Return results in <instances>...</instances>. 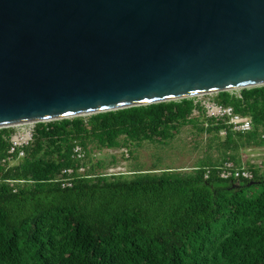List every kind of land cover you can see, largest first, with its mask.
Returning a JSON list of instances; mask_svg holds the SVG:
<instances>
[{
	"label": "trees",
	"instance_id": "obj_1",
	"mask_svg": "<svg viewBox=\"0 0 264 264\" xmlns=\"http://www.w3.org/2000/svg\"><path fill=\"white\" fill-rule=\"evenodd\" d=\"M213 101L250 118L252 130L207 118L194 98L38 123L24 157L0 163V264H264V171L239 158L242 149L264 147V86ZM188 125L210 135L207 148L218 154L189 173L107 176L99 171L116 159L92 157L165 143ZM11 132L0 129V161ZM75 146L84 160L74 158ZM225 162L253 177L220 178ZM81 167L88 169L80 174ZM65 169L72 186L62 188Z\"/></svg>",
	"mask_w": 264,
	"mask_h": 264
},
{
	"label": "water",
	"instance_id": "obj_2",
	"mask_svg": "<svg viewBox=\"0 0 264 264\" xmlns=\"http://www.w3.org/2000/svg\"><path fill=\"white\" fill-rule=\"evenodd\" d=\"M260 86L264 0H0V129Z\"/></svg>",
	"mask_w": 264,
	"mask_h": 264
},
{
	"label": "rangeland",
	"instance_id": "obj_3",
	"mask_svg": "<svg viewBox=\"0 0 264 264\" xmlns=\"http://www.w3.org/2000/svg\"><path fill=\"white\" fill-rule=\"evenodd\" d=\"M238 91L240 90L237 89L230 92L237 93ZM214 95L205 94L196 96L194 99L195 102H200V105H202L209 100H213ZM89 116L91 115L82 117L87 118ZM192 117L198 118L199 115L195 112ZM210 138H212L210 135L199 134L193 127L188 125L180 128L178 134L165 143L144 141L138 147L129 143L128 148L125 149L94 150L92 153L99 156L100 160L105 161H110L114 157L117 164L107 168L116 169L119 167L122 173L127 176L133 174L134 170L155 174L166 170L189 173L195 168L197 163L205 160L208 156L212 158L218 157L214 149L209 151L207 148ZM129 151L132 154H129ZM239 158L243 166L253 164L260 172L264 171V147L242 149L239 151Z\"/></svg>",
	"mask_w": 264,
	"mask_h": 264
},
{
	"label": "built area",
	"instance_id": "obj_4",
	"mask_svg": "<svg viewBox=\"0 0 264 264\" xmlns=\"http://www.w3.org/2000/svg\"><path fill=\"white\" fill-rule=\"evenodd\" d=\"M201 104V103H200ZM205 111V115L207 118L214 119L216 121L225 122L232 131L246 133L252 130V122L248 117H243L234 113L231 107H224L216 104L213 100H209L201 105ZM195 113V112H194ZM38 123H48V122H37L26 125L13 126L7 129L12 130L10 135L8 136V144L9 148L7 151V157L0 161L1 164L7 165L8 167H12L15 163L24 157V148L27 147L33 140V134L35 130V126ZM220 135L224 136L225 131H220ZM264 137V136H262ZM107 150V149H106ZM74 158L78 160L85 159V153L79 146H75L73 149ZM94 159H99L100 157L92 154ZM111 168V167H110ZM107 168L103 172H99L105 174L107 176L111 175H119L122 173L119 167L115 168ZM88 167H81L78 172L83 174ZM72 174L71 169L62 170V172L57 176V181L61 183L62 188L71 187L72 186V178L70 177ZM220 178L224 180L228 179H237L239 177L245 179H251L253 177L252 172L249 171H237L234 169V166L231 162H225L220 167L219 172ZM10 186L14 183L9 181Z\"/></svg>",
	"mask_w": 264,
	"mask_h": 264
}]
</instances>
